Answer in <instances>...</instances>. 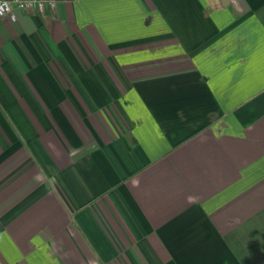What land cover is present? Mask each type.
<instances>
[{"label": "crops", "instance_id": "crops-1", "mask_svg": "<svg viewBox=\"0 0 264 264\" xmlns=\"http://www.w3.org/2000/svg\"><path fill=\"white\" fill-rule=\"evenodd\" d=\"M15 13L0 264H264V0Z\"/></svg>", "mask_w": 264, "mask_h": 264}, {"label": "built area", "instance_id": "built-area-1", "mask_svg": "<svg viewBox=\"0 0 264 264\" xmlns=\"http://www.w3.org/2000/svg\"><path fill=\"white\" fill-rule=\"evenodd\" d=\"M56 6V0H0V18L16 20V10L45 15L47 10Z\"/></svg>", "mask_w": 264, "mask_h": 264}]
</instances>
